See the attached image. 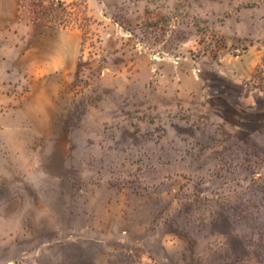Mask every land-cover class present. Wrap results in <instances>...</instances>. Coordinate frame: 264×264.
<instances>
[{"label": "rangeland", "instance_id": "374dc122", "mask_svg": "<svg viewBox=\"0 0 264 264\" xmlns=\"http://www.w3.org/2000/svg\"><path fill=\"white\" fill-rule=\"evenodd\" d=\"M14 16L0 264L77 235L109 264H264V0H18Z\"/></svg>", "mask_w": 264, "mask_h": 264}, {"label": "crops", "instance_id": "0c3cea01", "mask_svg": "<svg viewBox=\"0 0 264 264\" xmlns=\"http://www.w3.org/2000/svg\"><path fill=\"white\" fill-rule=\"evenodd\" d=\"M16 10L18 0H0V19H13ZM95 243L100 242L87 235L46 240L34 252L31 264H109L104 254L93 248Z\"/></svg>", "mask_w": 264, "mask_h": 264}]
</instances>
